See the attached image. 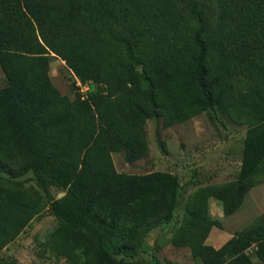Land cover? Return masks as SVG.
<instances>
[{
  "label": "trees",
  "instance_id": "1",
  "mask_svg": "<svg viewBox=\"0 0 264 264\" xmlns=\"http://www.w3.org/2000/svg\"><path fill=\"white\" fill-rule=\"evenodd\" d=\"M49 51L87 90L76 80L74 98L59 92ZM0 67V249L49 204L47 246L69 264H140L179 182L117 172L112 152L139 160L148 118L167 127L209 109L245 126L240 168L193 193L172 243L202 264H254L253 244L264 263V211L220 247L206 243L222 227L209 200L230 216L264 170V0H0ZM29 170L65 195L4 183Z\"/></svg>",
  "mask_w": 264,
  "mask_h": 264
},
{
  "label": "rangeland",
  "instance_id": "2",
  "mask_svg": "<svg viewBox=\"0 0 264 264\" xmlns=\"http://www.w3.org/2000/svg\"><path fill=\"white\" fill-rule=\"evenodd\" d=\"M48 75L63 95L74 98L76 75L55 53L49 51ZM5 76L0 67V87ZM90 88V87H89ZM98 88L92 84L91 90ZM148 149L144 157L126 161L121 151L112 152L117 172L144 174L160 170L177 176L179 187L177 205L169 222L160 224L145 236L146 245L136 256L140 264H202L191 256L187 247H176L172 239L177 235L193 193L204 185H223L235 179L241 163L245 126L238 125L214 110H204L184 122L163 126L161 119L146 120ZM6 181V182H5ZM253 183L241 206L224 217L218 200H209L211 217L221 221V228L212 227L206 243L218 248L235 237L264 211V170L251 177ZM4 183L18 188L41 192L44 185L53 196L61 198L65 191L57 190L49 177L41 171L29 170L21 175L6 176ZM58 221L47 204L21 231L0 249V261L11 264H69L49 246L47 240ZM252 244L247 252L254 264H264L254 254Z\"/></svg>",
  "mask_w": 264,
  "mask_h": 264
},
{
  "label": "built area",
  "instance_id": "3",
  "mask_svg": "<svg viewBox=\"0 0 264 264\" xmlns=\"http://www.w3.org/2000/svg\"><path fill=\"white\" fill-rule=\"evenodd\" d=\"M76 84L80 86V91L81 92L87 90V86L82 85L80 81L77 80Z\"/></svg>",
  "mask_w": 264,
  "mask_h": 264
}]
</instances>
